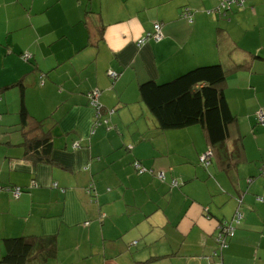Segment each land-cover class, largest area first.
Here are the masks:
<instances>
[{
    "label": "crops",
    "instance_id": "0c3cea01",
    "mask_svg": "<svg viewBox=\"0 0 264 264\" xmlns=\"http://www.w3.org/2000/svg\"><path fill=\"white\" fill-rule=\"evenodd\" d=\"M220 5L0 0V258L27 238L38 258L24 264H264V0ZM156 24L163 38L139 46ZM216 64L235 121L228 160L203 166L204 130H162L139 87Z\"/></svg>",
    "mask_w": 264,
    "mask_h": 264
},
{
    "label": "trees",
    "instance_id": "16d2710c",
    "mask_svg": "<svg viewBox=\"0 0 264 264\" xmlns=\"http://www.w3.org/2000/svg\"><path fill=\"white\" fill-rule=\"evenodd\" d=\"M243 2L244 0H241L239 4H234V6H242ZM88 9L92 10L91 8ZM228 10L220 13H227ZM181 16L183 19L190 21V18L184 17V11ZM20 58L24 61H30L32 55L25 52L20 54ZM225 81L226 71L224 67L221 64H216L195 68L165 83L145 82L140 85L139 92L142 101L156 118L162 130H181L196 125L204 130L210 146L200 157L210 151L212 158L208 165H211L215 156L223 162L228 160L226 141L229 137V128L235 121V116L231 112L224 95L223 86ZM23 115H25V108ZM233 152L236 157L242 154L243 144L241 140L234 143ZM200 164L206 166L201 160ZM161 180H165V176ZM179 185L178 182L177 186ZM171 186H173V181ZM16 193L19 195L21 190L17 189ZM226 222L222 223L221 226ZM235 233L232 237L226 238L227 247ZM4 245L6 255L0 258V264H24L25 261L31 259L32 255H35L34 259L38 258L35 246L30 239H7L4 241ZM53 248L51 251L54 250ZM219 250L220 253H216V255L217 258L221 259L224 248L221 250L219 245Z\"/></svg>",
    "mask_w": 264,
    "mask_h": 264
},
{
    "label": "built area",
    "instance_id": "2783aa9c",
    "mask_svg": "<svg viewBox=\"0 0 264 264\" xmlns=\"http://www.w3.org/2000/svg\"><path fill=\"white\" fill-rule=\"evenodd\" d=\"M240 2L241 0H222L221 5L217 11L224 12V10H228L234 4H239ZM184 17L191 18L190 11L188 9L184 11ZM154 29L155 31H153L152 33H149L145 38H142L138 41L139 46L146 44L147 41L151 38H154L157 41L162 39L160 24H156L154 26ZM109 76H111L113 79L118 78V74L114 71H109ZM100 94L101 93L98 89H95L89 92L88 94L89 102H90L91 107L94 110L95 120L97 122L101 119L102 108H103V105L99 100ZM258 119H259V122L264 125V113L263 112H259ZM211 158H212V154L210 151H208L207 153L202 155V157H200V160L203 164L208 165ZM136 168L139 170L140 173H144L146 171V169L141 167L139 164H136ZM164 176L165 175L163 173H159V178L164 179ZM177 185H178V182L173 181V186H177ZM242 218H243V213L241 211H238L235 218L231 222H226L224 225H222L219 228L220 233L218 237V243L220 245L221 250L227 247L226 238L232 237L234 235L235 227L241 224Z\"/></svg>",
    "mask_w": 264,
    "mask_h": 264
}]
</instances>
